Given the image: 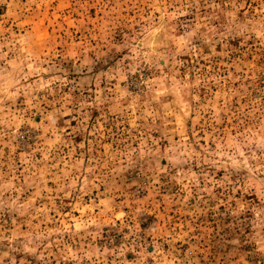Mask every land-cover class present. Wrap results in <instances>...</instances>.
<instances>
[{
    "label": "rangeland",
    "instance_id": "rangeland-1",
    "mask_svg": "<svg viewBox=\"0 0 264 264\" xmlns=\"http://www.w3.org/2000/svg\"><path fill=\"white\" fill-rule=\"evenodd\" d=\"M0 264H264V0H0Z\"/></svg>",
    "mask_w": 264,
    "mask_h": 264
}]
</instances>
